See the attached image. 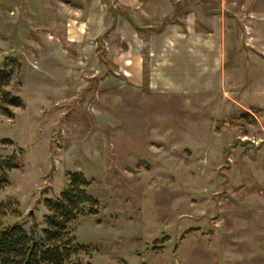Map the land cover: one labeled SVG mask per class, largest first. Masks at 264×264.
<instances>
[{"label":"rangeland","instance_id":"1","mask_svg":"<svg viewBox=\"0 0 264 264\" xmlns=\"http://www.w3.org/2000/svg\"><path fill=\"white\" fill-rule=\"evenodd\" d=\"M154 2L0 0L22 100L0 112V153L17 150L0 224L40 228L82 171L97 212L70 223V264H264V0H190V62L168 55L156 79L140 36L180 10Z\"/></svg>","mask_w":264,"mask_h":264},{"label":"trees","instance_id":"2","mask_svg":"<svg viewBox=\"0 0 264 264\" xmlns=\"http://www.w3.org/2000/svg\"><path fill=\"white\" fill-rule=\"evenodd\" d=\"M6 61L0 67V112L10 115V107L21 106L22 100L5 88L14 63L10 58ZM16 152L14 149L8 154L0 153V189L8 182V171L17 167ZM89 182L82 171H69L59 194L43 199L45 211L40 228L34 223L26 229L21 221L0 224V264L72 263L86 245L75 239L69 225L80 215L97 212V200L88 190Z\"/></svg>","mask_w":264,"mask_h":264},{"label":"crops","instance_id":"3","mask_svg":"<svg viewBox=\"0 0 264 264\" xmlns=\"http://www.w3.org/2000/svg\"><path fill=\"white\" fill-rule=\"evenodd\" d=\"M128 1L131 4L133 0ZM138 3L141 5V2ZM142 4L146 6L147 3ZM175 4H178L176 9L174 8ZM174 9L176 12L179 9L180 13L176 14V21L171 18V22L166 23L164 27L166 33L162 38L143 39L139 35L141 40L138 46L140 64L143 58L147 60V64L151 63V66L154 67L155 79L158 76L159 64H163L167 60L168 55L176 57L178 60L190 62V0H155L154 2V15L156 17L159 16V19L168 16ZM125 39H128V37H125ZM192 42L194 43V40ZM125 43L127 46L124 45L123 60L131 62V59H125V57L135 53L134 45L131 44V41H125ZM196 46L201 48L198 53L204 56V51L207 50L210 43L202 38L196 41ZM144 47L145 52H143ZM150 69L152 70V68Z\"/></svg>","mask_w":264,"mask_h":264}]
</instances>
